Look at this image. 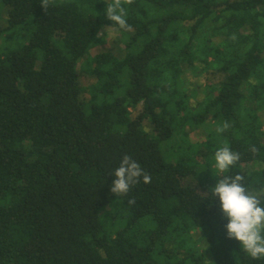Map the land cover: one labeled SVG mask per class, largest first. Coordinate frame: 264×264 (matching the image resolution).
Segmentation results:
<instances>
[{"label":"trees","instance_id":"obj_1","mask_svg":"<svg viewBox=\"0 0 264 264\" xmlns=\"http://www.w3.org/2000/svg\"><path fill=\"white\" fill-rule=\"evenodd\" d=\"M40 3L0 0V264H264L211 195L264 188V0H122L130 30L106 0ZM125 154L151 182L115 196Z\"/></svg>","mask_w":264,"mask_h":264},{"label":"clouds","instance_id":"obj_2","mask_svg":"<svg viewBox=\"0 0 264 264\" xmlns=\"http://www.w3.org/2000/svg\"><path fill=\"white\" fill-rule=\"evenodd\" d=\"M51 0H41V7L46 10ZM131 4L133 0H125ZM106 18L120 29L130 30L126 20V9L122 0H106ZM235 39V37H232ZM230 127L228 121L216 128L217 133H223ZM253 153L257 149L251 148ZM240 153L228 146L220 147L214 154L216 168L220 173L227 172L240 161ZM115 179L110 191L115 196L126 195L130 188L142 177L144 183L151 182V176L141 165L128 154L122 157L119 167L114 171ZM245 177L240 174L224 175L211 188L213 198H219V207L223 217L227 219L225 225L227 237L237 240L241 249L253 260L264 259V188L258 191L250 190L245 184ZM130 204L135 200L130 199Z\"/></svg>","mask_w":264,"mask_h":264},{"label":"rangeland","instance_id":"obj_3","mask_svg":"<svg viewBox=\"0 0 264 264\" xmlns=\"http://www.w3.org/2000/svg\"><path fill=\"white\" fill-rule=\"evenodd\" d=\"M5 13H6V9H4L2 6H0V27H3L5 25ZM106 32L109 35V39L107 40L108 42L106 44L103 45L102 49L103 50H114L116 47H118L119 45V41H120V34L112 29H107ZM90 80H92V78H88L87 75H85V78L82 79V85H84L85 87L87 85L90 84ZM206 136V132L202 131V132H196L194 134H192L191 139L193 141H203L205 139ZM202 153V152H201ZM205 160V159H204ZM187 181L190 182V179H188Z\"/></svg>","mask_w":264,"mask_h":264}]
</instances>
